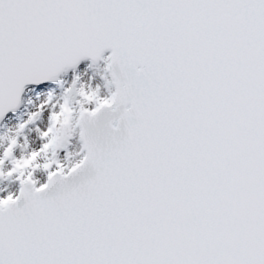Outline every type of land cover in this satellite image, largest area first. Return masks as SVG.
Listing matches in <instances>:
<instances>
[{"label":"snow or ice","instance_id":"6c2138e0","mask_svg":"<svg viewBox=\"0 0 264 264\" xmlns=\"http://www.w3.org/2000/svg\"><path fill=\"white\" fill-rule=\"evenodd\" d=\"M0 264H264V0H0Z\"/></svg>","mask_w":264,"mask_h":264}]
</instances>
